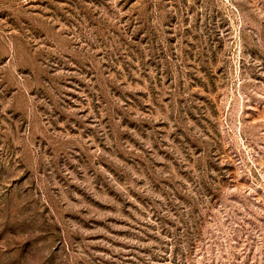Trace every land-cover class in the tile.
Wrapping results in <instances>:
<instances>
[{
	"label": "rangeland",
	"instance_id": "rangeland-1",
	"mask_svg": "<svg viewBox=\"0 0 264 264\" xmlns=\"http://www.w3.org/2000/svg\"><path fill=\"white\" fill-rule=\"evenodd\" d=\"M0 264H264V0H0Z\"/></svg>",
	"mask_w": 264,
	"mask_h": 264
}]
</instances>
